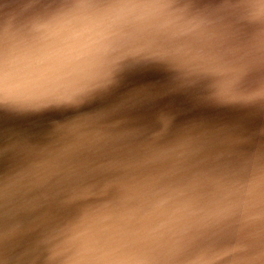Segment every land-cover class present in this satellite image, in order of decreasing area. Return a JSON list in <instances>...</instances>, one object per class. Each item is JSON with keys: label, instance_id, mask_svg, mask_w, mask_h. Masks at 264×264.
Wrapping results in <instances>:
<instances>
[{"label": "snow or ice", "instance_id": "obj_1", "mask_svg": "<svg viewBox=\"0 0 264 264\" xmlns=\"http://www.w3.org/2000/svg\"><path fill=\"white\" fill-rule=\"evenodd\" d=\"M17 2L0 15V111L49 114L56 151L0 132V166L11 162L0 167V264H264V136L178 126L166 108L143 124L128 117L176 91L264 116V0ZM130 65L173 75L113 99ZM102 121L122 131H87ZM101 147L130 158L71 163ZM169 160L170 171L155 170ZM56 178L55 201H18L26 185ZM32 215L58 225L40 248L44 225L23 220Z\"/></svg>", "mask_w": 264, "mask_h": 264}, {"label": "bare ground", "instance_id": "obj_2", "mask_svg": "<svg viewBox=\"0 0 264 264\" xmlns=\"http://www.w3.org/2000/svg\"><path fill=\"white\" fill-rule=\"evenodd\" d=\"M163 98L165 99H161L160 105H158L153 97L145 98L140 108L128 114L129 119L133 123H147L152 119L156 111L160 108H166L175 115L178 126L192 120H201L213 125H241L248 130L249 135L254 136L257 139L264 136V126L260 129L261 125H252L253 122H251V119L254 118L253 116L259 113L258 110L257 112L246 111L245 113L243 110L217 109L210 104L194 99L180 91H176L173 94H165ZM148 102H152L151 108L144 107ZM41 114L42 113L21 115L20 113L0 111V132H3L5 140L13 135L31 137L35 141L46 143L44 147L49 151L55 152L56 148L54 145L47 144L50 142L45 139L47 124L51 119V116L49 114ZM243 121H246V123H242ZM109 123L110 122L108 121H102L100 124L87 131H103L105 133L122 131V129L109 128ZM258 129L263 131L257 134ZM114 158L129 159L130 157L126 151L118 149V147H110L107 149L101 147L77 157L71 163L87 169L88 167L95 166L98 163H104L107 160ZM10 163V161L5 159L4 164L0 167L6 171L10 167ZM173 163L174 160H169L164 164L157 165L155 170L161 173L168 172L171 170ZM58 187L59 178H56L52 182L41 187L32 188L30 185H26L20 191L18 201L20 203H27L37 199L42 201H55L58 196ZM110 216L111 213H108L105 219L110 218ZM23 220L26 224H31L36 228L41 227V224L44 225L45 230L36 234L37 238L35 239V244L37 248L47 245L55 238V234H58V225L54 216L48 221H41L40 224L36 223V215L25 216L23 217ZM35 259H39V257H36Z\"/></svg>", "mask_w": 264, "mask_h": 264}, {"label": "water", "instance_id": "obj_3", "mask_svg": "<svg viewBox=\"0 0 264 264\" xmlns=\"http://www.w3.org/2000/svg\"><path fill=\"white\" fill-rule=\"evenodd\" d=\"M19 7H22V5L19 4L17 0H0V15L4 17H8L13 11H15ZM172 75H173L172 73L168 72L166 69L162 67L130 65L122 71L120 77L121 89L117 92L116 96H114L113 99H118L121 95H124V93L129 92L135 88L141 87L146 84H160L162 82L168 81L171 79ZM153 98L156 100L158 105H160L161 99L162 100L165 99L163 97L161 98L153 97ZM151 105L152 102H148L146 105H144V107L151 108L152 107ZM35 113L36 112H26L20 114L27 115V114H35ZM41 115H46V114L42 113ZM253 117L254 118L251 119V122H253L252 125H256V126L261 125L260 126L261 129L264 126V116H261L259 113H257ZM246 121H243L242 123H246ZM260 129H258L257 134L263 131ZM245 165H246V160L242 158H238L233 162V170L235 172L239 171V173H242Z\"/></svg>", "mask_w": 264, "mask_h": 264}]
</instances>
